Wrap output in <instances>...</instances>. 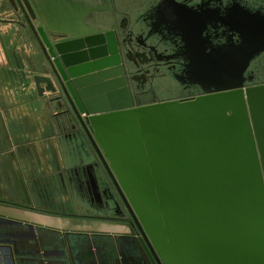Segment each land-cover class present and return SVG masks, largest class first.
<instances>
[{
    "label": "water",
    "instance_id": "obj_1",
    "mask_svg": "<svg viewBox=\"0 0 264 264\" xmlns=\"http://www.w3.org/2000/svg\"><path fill=\"white\" fill-rule=\"evenodd\" d=\"M8 1L49 64L50 74L34 76L38 92L66 98L142 233L148 264H264V83L246 82L250 56L239 72L193 70L203 95L141 105L111 24L87 25L84 5L50 20L46 0Z\"/></svg>",
    "mask_w": 264,
    "mask_h": 264
},
{
    "label": "crops",
    "instance_id": "obj_2",
    "mask_svg": "<svg viewBox=\"0 0 264 264\" xmlns=\"http://www.w3.org/2000/svg\"><path fill=\"white\" fill-rule=\"evenodd\" d=\"M0 1V6L7 1L11 8L0 15V88L6 83L20 86L27 74L33 79L50 74L41 48H20L21 43L30 46L34 40L38 42L24 14L15 11L8 0ZM66 5V0H46L44 13L48 19L57 20L59 10ZM37 93L38 101L49 99L51 94ZM6 105L0 93V264H148L134 227L121 219L101 216L107 207L95 202L104 200V191L110 188L104 177L99 178L97 170L95 176H89L79 167L63 173L66 165L61 142L52 130L22 129L23 116L10 111L12 108L7 112ZM54 177L70 183L81 200L92 202L88 206L98 210L101 217L70 218L63 213L57 223L50 206L46 205L44 213L38 211L37 202L50 198ZM87 177L96 181L90 182Z\"/></svg>",
    "mask_w": 264,
    "mask_h": 264
},
{
    "label": "flooded vegetation",
    "instance_id": "obj_3",
    "mask_svg": "<svg viewBox=\"0 0 264 264\" xmlns=\"http://www.w3.org/2000/svg\"><path fill=\"white\" fill-rule=\"evenodd\" d=\"M70 2L73 4L66 5L69 13L70 8L75 9V4L84 5L89 10L84 19L87 25L103 28L100 23L107 22L117 32L128 84L138 104L203 95L206 92L202 85L191 79L193 70H213L220 63L222 70L230 66L239 72L248 56L246 82L264 83V49L255 51L264 46V0ZM60 97L57 98L58 102L62 100ZM67 112L68 107L58 113L62 115ZM77 121L93 156L97 158L88 163L89 166L81 165L79 169L88 171L89 176H95L94 171L97 170V175L103 176L110 187L104 191L105 199L95 204L107 207L103 210L104 218L115 220L121 215L122 221L134 227L136 240H144L124 198L82 124ZM86 180L96 181L88 177Z\"/></svg>",
    "mask_w": 264,
    "mask_h": 264
},
{
    "label": "rangeland",
    "instance_id": "obj_4",
    "mask_svg": "<svg viewBox=\"0 0 264 264\" xmlns=\"http://www.w3.org/2000/svg\"><path fill=\"white\" fill-rule=\"evenodd\" d=\"M6 11H11V8L8 7L7 1L0 6V15H4ZM32 44L29 46L28 42L27 44L21 43L20 48L28 50L29 47H32V50L36 49L37 51H40L41 47L36 40H34V43ZM47 70H49V67ZM26 78L27 79H23L20 86L12 83H6L4 84V88H0L1 95L6 100V103H8V105H6V111L8 112V110L12 108L10 111H17V113L19 112L18 114L23 116L21 119H23L24 122H20L22 129H24V127H31L37 128L38 130L41 128L52 130L53 136H56L61 142L60 149L62 151V158L66 165V168L62 171L63 173L75 170L82 163H84V166H89L88 163L97 160V158L93 156L94 153H92L90 147L86 143L87 140L83 136L82 131H80L81 125L78 124V118L74 111L69 107L66 98L63 97L62 100L58 102L59 100L57 98L62 96V93L60 91H58V93L48 91L51 93L49 95L50 98L38 101V89L33 76L31 74H27ZM10 80L13 81L12 79ZM10 84L12 85L9 86ZM54 97L56 100H51V98ZM67 107L69 112L62 115L54 114L67 110ZM46 113H49V115L46 116ZM39 134V131H37V135ZM85 145L86 147L84 148ZM63 180L64 179L62 178L54 177V181L51 186L53 194L51 193L50 198L46 199V201L40 200V202H37L36 206L38 211L44 213L46 205L50 206L49 209L52 210V212H49L52 213L54 217L53 220L57 223H60L61 217L65 216L62 215L63 213H68L70 218L74 216L82 219L103 216L98 213V210H94L93 206H88L92 205V202L88 200H81L82 198L77 195L76 190L71 187V184L69 183V185H66ZM102 183H104V181H102ZM107 189L108 188L105 186V190ZM50 203H52V205H50ZM110 216L112 217L113 214L111 213ZM118 216L119 219H121V215Z\"/></svg>",
    "mask_w": 264,
    "mask_h": 264
}]
</instances>
